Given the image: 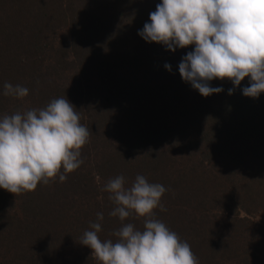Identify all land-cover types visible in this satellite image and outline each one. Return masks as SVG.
I'll use <instances>...</instances> for the list:
<instances>
[{
  "label": "trees",
  "instance_id": "1",
  "mask_svg": "<svg viewBox=\"0 0 264 264\" xmlns=\"http://www.w3.org/2000/svg\"><path fill=\"white\" fill-rule=\"evenodd\" d=\"M161 2L0 0V118L64 97L91 131L64 182L0 189V264H100L81 238L103 213L98 235L116 239L103 188L120 175L167 189L154 216L199 264H264V92L214 79L223 91L203 97L185 82L179 64L194 46L173 52L138 34ZM6 82L29 94L3 95ZM126 223L143 230L144 218Z\"/></svg>",
  "mask_w": 264,
  "mask_h": 264
},
{
  "label": "clouds",
  "instance_id": "2",
  "mask_svg": "<svg viewBox=\"0 0 264 264\" xmlns=\"http://www.w3.org/2000/svg\"><path fill=\"white\" fill-rule=\"evenodd\" d=\"M149 19L138 33L146 42L173 52L194 46L180 62L179 74L203 97L223 91L209 86L214 79L239 87L249 78V86L242 89L245 97L257 98L264 92V0H162ZM165 68L171 71L170 65ZM3 88L5 96L22 99L29 94L20 85L6 82ZM80 120L64 97L52 99L44 108L0 118V189L16 195L32 192L57 176L64 182L82 165L81 149L91 135ZM125 183L120 175L103 188L115 205L109 215L122 222L112 233L116 239L99 237L104 215L97 213L81 244L100 264H199L190 245L154 216L158 207L166 211L161 198L167 189L143 175H137L130 187ZM133 214L144 218L143 230L123 224Z\"/></svg>",
  "mask_w": 264,
  "mask_h": 264
},
{
  "label": "rangeland",
  "instance_id": "3",
  "mask_svg": "<svg viewBox=\"0 0 264 264\" xmlns=\"http://www.w3.org/2000/svg\"><path fill=\"white\" fill-rule=\"evenodd\" d=\"M122 75V74H121ZM66 78H68V76H65ZM65 78V80H66ZM190 146V145H189ZM115 177V176H114ZM256 220L259 221L260 220V217H256ZM201 264V263H200Z\"/></svg>",
  "mask_w": 264,
  "mask_h": 264
}]
</instances>
